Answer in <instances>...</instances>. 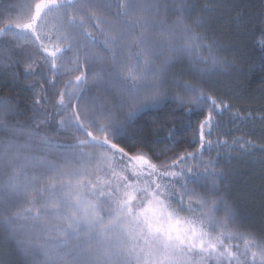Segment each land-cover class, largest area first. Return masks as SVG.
Wrapping results in <instances>:
<instances>
[{"label": "snow or ice", "instance_id": "snow-or-ice-1", "mask_svg": "<svg viewBox=\"0 0 264 264\" xmlns=\"http://www.w3.org/2000/svg\"><path fill=\"white\" fill-rule=\"evenodd\" d=\"M17 7L20 14L9 16L0 33L25 38L31 33L34 54L42 51L52 79H45L48 90L41 86L33 114L24 121H10L23 115L20 105L0 97V132L9 133L0 137V229L5 234L0 264H14L16 258L21 264H264V240L233 230L238 213L220 194L226 173L217 165L234 157L217 152L203 159L214 148L231 152L236 144L241 151L255 146L239 139L229 145L219 133L213 140L218 117L232 106L171 71L185 54L195 63L210 60L214 68L228 67L214 54V43H206L207 37L185 21L193 10L188 0H36L6 11ZM101 9L109 19L97 14ZM170 13L176 14L171 22ZM49 16L55 24L45 32L38 22ZM257 23L264 50V18ZM38 62L32 60L25 74L44 78L33 67ZM62 70L79 74L57 90ZM167 101L195 105L202 113L190 142L198 137L195 151L156 165L143 152L130 154L116 143L128 137L138 115ZM56 116L59 129L74 142L47 135L57 130L51 128ZM174 135L170 130L169 137ZM37 137L38 149L31 143ZM233 240H243V249Z\"/></svg>", "mask_w": 264, "mask_h": 264}, {"label": "trees", "instance_id": "trees-1", "mask_svg": "<svg viewBox=\"0 0 264 264\" xmlns=\"http://www.w3.org/2000/svg\"><path fill=\"white\" fill-rule=\"evenodd\" d=\"M35 2L36 0H0V27L8 23L9 16L15 19L20 14L18 7L10 12L6 11L11 5H34ZM188 4L193 10L185 17V21L191 24L196 32L207 37L206 43H214V54L224 60L228 67L214 68L210 60L207 64L195 63V57L185 54L177 59L171 71L181 73L184 80L198 84L205 91H212L232 106L218 117L219 126L213 131V140L217 139L219 133V138L227 140L229 145H232L234 139H239L241 143L251 142V145L255 146V150L249 148L241 151L239 144H236V150L231 152L228 148H214L211 152L205 151L203 159L215 158L217 152L225 157H234L230 162L221 160L217 165L224 168L226 173L225 179L219 185L220 194L234 205L238 213L237 226L233 227V230L238 233H252L257 239L264 240V50L260 44L261 25L257 23L264 18V0H188ZM205 7H212L214 11L204 12ZM106 11L101 9L97 14L109 19ZM175 18V13L169 14V22ZM197 18L205 23L195 25ZM47 19L38 23L44 25ZM53 21L55 22L54 19ZM254 24L257 25L255 29ZM44 27V31L50 30ZM33 39L31 33L27 38L0 33V57H11L12 60L9 64V60L0 59V97H11V102L18 103L23 113L19 117H8L13 123L17 119L24 121L32 116V104L40 94L41 86L46 92L48 86L45 79H52L51 71L43 66L40 59L42 51L38 55L34 54ZM204 52L207 54V49ZM17 59L21 60L19 65L15 63ZM32 60L39 61L33 67L38 72L42 71L44 78L39 74H25V69ZM78 74L66 75L62 70L56 78V89L62 88L65 81L74 79ZM91 83L89 80V85ZM33 84L35 87H31ZM185 99L188 100L189 97L185 95ZM47 107L50 112L53 111L52 102H49ZM189 107H192L193 111H189ZM230 113H237L238 116L234 118ZM117 115L123 119L124 113L118 112ZM202 118V113L195 105L185 103L181 106L174 101H167L165 106L159 109H148L138 115L129 129L128 137L118 139L116 143L125 147L130 154L143 152L153 164L160 165L165 161L170 163L171 158L176 155L195 151L199 147L198 137L195 143L190 142ZM59 119L60 117L56 116L51 123V128L57 129L56 131L50 130L49 125L40 127L42 130L49 129L47 135L54 140L61 143L74 142L68 132L59 129ZM32 124L35 126L36 122ZM170 130L175 131L172 137H169ZM5 135L9 133L0 132V137ZM100 135L103 136L102 133ZM133 135L135 140L130 138ZM19 139L23 142L26 137L21 136ZM31 143L37 149L40 147L38 137L33 138ZM48 155L55 154L50 152ZM223 215V211L217 213L218 218ZM4 235L0 229V242ZM232 243H239L243 249V240H233ZM35 259L41 261L44 257L37 256ZM14 264H21L20 258H16Z\"/></svg>", "mask_w": 264, "mask_h": 264}, {"label": "rangeland", "instance_id": "rangeland-1", "mask_svg": "<svg viewBox=\"0 0 264 264\" xmlns=\"http://www.w3.org/2000/svg\"><path fill=\"white\" fill-rule=\"evenodd\" d=\"M46 23H47L48 25H47ZM46 23L44 24V26H46V27L52 29V28H53V25L55 24V22L53 21V17H52V18H49V17H48ZM44 29H45V27H44ZM45 32H46V30H45ZM7 41H8V40H7ZM14 42H15V41H14ZM52 122H53V121H52ZM55 122H56V121H55ZM189 163L191 164V162H189ZM100 175H103V173H100ZM213 264H215V261H213ZM225 264H227V261H225Z\"/></svg>", "mask_w": 264, "mask_h": 264}]
</instances>
